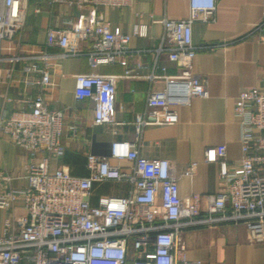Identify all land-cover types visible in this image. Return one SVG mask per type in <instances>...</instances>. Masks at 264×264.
<instances>
[{
    "label": "built area",
    "instance_id": "1",
    "mask_svg": "<svg viewBox=\"0 0 264 264\" xmlns=\"http://www.w3.org/2000/svg\"><path fill=\"white\" fill-rule=\"evenodd\" d=\"M134 0H49L78 9L65 13L60 25L49 26L43 44L27 46L16 39L26 23L30 0H0V63L23 62L27 87L19 97L5 101L19 105L9 110L0 103V132L15 145L28 150L31 160L22 175L0 168V210L8 214L0 232V264H203L187 257L183 236L186 227L200 223L242 222L249 239L264 242V78L263 83L240 90L235 114L241 125L242 157L227 158V145L207 146L205 160L220 164L219 189L212 193L180 194L181 176H193L199 161L178 167L168 157L141 153L146 126L175 124L176 105L196 96H207V82L195 72L197 45L194 23L215 21L218 0H190L183 18L164 17L162 43L179 72L162 75V88L148 92L146 108L137 115L133 140L114 139L108 155L87 152V175L66 167H52L63 155L62 135L66 112L51 108L47 95L53 85V59L86 55L93 68L120 60L132 53L133 35H147L148 26L136 23L132 33L114 31L101 7L122 8ZM42 10L41 4L35 7ZM64 13V12H63ZM264 40V18L249 33ZM58 47V52L50 48ZM166 69V67H163ZM124 76H134L127 70ZM117 74L97 71L76 74L75 95L94 100L95 125L117 124ZM36 88V92L28 88ZM130 163L125 165L124 162ZM23 180L16 184L15 180ZM128 183L123 195H101L94 202L95 182ZM22 209L23 212H17Z\"/></svg>",
    "mask_w": 264,
    "mask_h": 264
},
{
    "label": "crops",
    "instance_id": "2",
    "mask_svg": "<svg viewBox=\"0 0 264 264\" xmlns=\"http://www.w3.org/2000/svg\"><path fill=\"white\" fill-rule=\"evenodd\" d=\"M41 4L42 10L35 11ZM111 20L114 31L132 33L136 23L148 26L147 35H133L132 53L120 60L93 68L86 55L53 59V85L47 95L51 108L66 112L62 141L63 155L52 159V167H66L73 174L89 173L87 152L108 155L114 139L133 140L136 136V118L144 111L148 92L162 88V77L149 78L151 72L174 74L179 68L167 50L157 52L162 43L164 17L183 18L190 13V0H134L122 8L101 7ZM64 12V13H63ZM79 14L78 9L49 3V0H30L26 23L16 35L24 46L41 45L49 26L60 25L63 14ZM216 20L194 23V41L197 45L215 43L214 48H200L194 68L207 82L208 95L196 96L188 104L176 105L179 120L175 124H153L145 127L141 139V153L147 157H168L178 167L197 160L199 167L193 176H181L180 194L187 198L192 192L212 193L219 189L220 164L205 160L207 146L225 143L227 158L239 163L242 157L241 125L235 114V102L240 90L263 83L264 40L259 32L247 34L253 25L264 18V0H218ZM58 47L50 48L58 52ZM23 62L3 60L0 63V103L9 110L17 102L5 101V96L19 97L27 89L23 80ZM166 67V69H163ZM131 70L134 76H124ZM97 71L117 74V124L95 125L94 100L78 99L75 95L76 74ZM34 93L36 88H28ZM31 153L15 145L0 132V168L15 175L26 172ZM125 161L124 164H129ZM22 184L23 180H15ZM128 183L120 181L95 182L94 202L101 195H123ZM17 212L22 213L19 209ZM8 214L0 210V232ZM187 257L200 259L203 264H264V242L249 239L247 226L242 222L223 221L188 226L183 231ZM132 264V260L129 261Z\"/></svg>",
    "mask_w": 264,
    "mask_h": 264
}]
</instances>
